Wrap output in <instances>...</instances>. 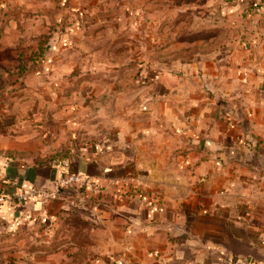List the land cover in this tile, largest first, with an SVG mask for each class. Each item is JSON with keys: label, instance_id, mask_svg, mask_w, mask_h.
I'll list each match as a JSON object with an SVG mask.
<instances>
[{"label": "crops", "instance_id": "obj_1", "mask_svg": "<svg viewBox=\"0 0 264 264\" xmlns=\"http://www.w3.org/2000/svg\"><path fill=\"white\" fill-rule=\"evenodd\" d=\"M228 2L221 13L238 24H224L235 37L220 55L129 73L93 67L80 24L34 62L30 24L10 21L0 34V241L27 234L47 246L30 264L264 263V0ZM64 173L101 193L49 195ZM32 187L44 193L20 200Z\"/></svg>", "mask_w": 264, "mask_h": 264}, {"label": "rangeland", "instance_id": "obj_2", "mask_svg": "<svg viewBox=\"0 0 264 264\" xmlns=\"http://www.w3.org/2000/svg\"><path fill=\"white\" fill-rule=\"evenodd\" d=\"M3 1L0 34L12 25L10 21L30 24L24 28L35 45L30 60L35 62L53 35H75L80 24L82 35L93 37V67L127 73L218 56L227 39L235 37L224 24H238L221 13L229 0H44L43 5L38 0L34 8L31 3L37 0H29L28 7L21 3L10 7ZM34 245L35 239L27 234L0 241V264H30L38 253Z\"/></svg>", "mask_w": 264, "mask_h": 264}, {"label": "built area", "instance_id": "obj_3", "mask_svg": "<svg viewBox=\"0 0 264 264\" xmlns=\"http://www.w3.org/2000/svg\"><path fill=\"white\" fill-rule=\"evenodd\" d=\"M74 187L85 192L90 190L91 193L99 195L101 193L100 186L88 176H82L75 173H64L55 180V190L49 195H55L63 188ZM44 193L39 188L32 187L24 190L19 194L20 200H25L30 194ZM4 197H0L3 201ZM225 264H264L248 257H228L225 259Z\"/></svg>", "mask_w": 264, "mask_h": 264}, {"label": "trees", "instance_id": "obj_4", "mask_svg": "<svg viewBox=\"0 0 264 264\" xmlns=\"http://www.w3.org/2000/svg\"><path fill=\"white\" fill-rule=\"evenodd\" d=\"M255 5H257V4H254V6ZM250 7H252L251 5H250ZM5 195H6V193H2V191H0V197H5ZM47 246H42V245H39V244H36V245H34V248L38 251V250H40V249H47L46 248Z\"/></svg>", "mask_w": 264, "mask_h": 264}, {"label": "water", "instance_id": "obj_5", "mask_svg": "<svg viewBox=\"0 0 264 264\" xmlns=\"http://www.w3.org/2000/svg\"><path fill=\"white\" fill-rule=\"evenodd\" d=\"M50 124H53V122H50ZM87 198H89V197H87Z\"/></svg>", "mask_w": 264, "mask_h": 264}]
</instances>
